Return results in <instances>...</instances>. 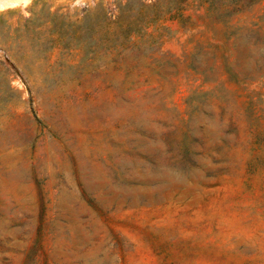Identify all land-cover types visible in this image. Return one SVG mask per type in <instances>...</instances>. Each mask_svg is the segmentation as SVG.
Returning <instances> with one entry per match:
<instances>
[{
    "label": "rangeland",
    "instance_id": "obj_1",
    "mask_svg": "<svg viewBox=\"0 0 264 264\" xmlns=\"http://www.w3.org/2000/svg\"><path fill=\"white\" fill-rule=\"evenodd\" d=\"M12 1L0 264H264V0Z\"/></svg>",
    "mask_w": 264,
    "mask_h": 264
},
{
    "label": "bare ground",
    "instance_id": "obj_2",
    "mask_svg": "<svg viewBox=\"0 0 264 264\" xmlns=\"http://www.w3.org/2000/svg\"><path fill=\"white\" fill-rule=\"evenodd\" d=\"M20 1H22V0H18V3H19ZM27 2H29V1H27ZM15 3H16V2H14V1H12L11 3L9 2L8 4L6 3V5H5V3H3L2 5H0V9H1V8H5V7H7V6H9V7L11 6V7H12L13 4H15ZM21 3L24 4V2H21ZM15 5H16V4H15ZM15 5H14V6H15ZM24 5H25V4H24ZM16 6H17V5H16ZM7 8H8V7H7Z\"/></svg>",
    "mask_w": 264,
    "mask_h": 264
}]
</instances>
